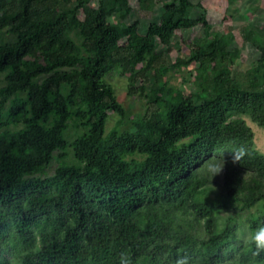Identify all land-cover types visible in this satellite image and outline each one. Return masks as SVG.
Listing matches in <instances>:
<instances>
[{
    "label": "trees",
    "instance_id": "16d2710c",
    "mask_svg": "<svg viewBox=\"0 0 264 264\" xmlns=\"http://www.w3.org/2000/svg\"><path fill=\"white\" fill-rule=\"evenodd\" d=\"M221 1L217 26L205 2L137 0L147 13L161 4L142 34L123 22L131 0H0V264H120L122 252L131 264H264L251 241L264 225V154L246 120L264 128V25L238 28L261 56L236 71L244 5ZM196 25L204 33L177 56ZM181 68L189 93L175 95L167 77ZM116 71L146 101L132 131L119 130Z\"/></svg>",
    "mask_w": 264,
    "mask_h": 264
},
{
    "label": "rangeland",
    "instance_id": "374dc122",
    "mask_svg": "<svg viewBox=\"0 0 264 264\" xmlns=\"http://www.w3.org/2000/svg\"><path fill=\"white\" fill-rule=\"evenodd\" d=\"M159 1V0H155ZM194 4H198L200 2H205L208 6V20L219 26L223 20L226 5L220 0H191ZM243 1V10L242 14L244 15L243 18H237L234 21L235 32L237 34L236 41L240 47L243 48V55L244 58L238 61V64L234 67L236 71L246 72L254 65L257 64L258 60L260 59V52L252 45V44H245L243 39L240 35V30L238 29L242 25L248 22H258L261 25H264V3L263 6L258 9V11L253 14L250 12V8L252 4H254V0H242ZM132 2V12L127 16L123 22L125 23H132L136 20H139L141 23L140 32L144 34L149 26L150 23L158 21V17L161 13V4H158L157 7H154L153 12H144L139 11L136 7L137 0H131ZM204 12L203 9L196 6L192 8L189 12V15L194 20H199L203 16ZM144 15H147L144 17ZM113 23L118 22L117 18L111 19ZM204 33V30L199 27L198 25L194 26L192 29H188L182 32L181 35V44L177 49V56L185 57L188 54L189 47L186 44V41L194 39L196 36H201ZM13 38L7 32L3 31L1 34V43H8L11 42ZM191 77L189 76L188 70L181 68V70L171 72L167 79L169 81V86L175 91V95H185L188 92L189 86L187 85V81H189ZM107 81L111 83L115 90L116 95L118 97L119 102L124 106L127 110L128 115L123 125L119 128L121 132L132 131L134 127V119L144 114L146 101L144 98L140 96H131L128 91V79L120 74L119 71H116L107 78ZM5 85V76L4 74H0V86ZM72 85L69 86L68 92L71 94L72 92ZM24 97V95H22ZM10 103L7 105L9 107ZM248 124L253 129L255 136H256V144L257 148L264 154V128L260 127L258 124L251 121V119L246 118ZM118 121V114L115 112L110 113V119L108 122V130L113 128ZM14 128V127H12ZM73 132V129L70 130ZM74 136V133L72 134ZM73 138V137H71ZM73 157L68 160V164L71 165L75 162ZM66 162V161H65ZM59 161L55 162V167ZM62 163V162H61Z\"/></svg>",
    "mask_w": 264,
    "mask_h": 264
},
{
    "label": "clouds",
    "instance_id": "9594fccd",
    "mask_svg": "<svg viewBox=\"0 0 264 264\" xmlns=\"http://www.w3.org/2000/svg\"><path fill=\"white\" fill-rule=\"evenodd\" d=\"M232 159L234 162L239 161L240 159H242L244 157V155L246 154V148L244 146H240L236 149V151L234 153H232ZM225 158L224 160L218 164V165H214L213 167V171H212V176L214 177L216 174L220 173L221 170L224 168L225 166ZM251 241L254 243L255 248L257 253L264 251V225L262 226H258L252 233L251 235ZM120 264H131V260L130 257L128 256L127 253L122 252L120 255ZM179 264H184V261L181 260L179 262Z\"/></svg>",
    "mask_w": 264,
    "mask_h": 264
}]
</instances>
